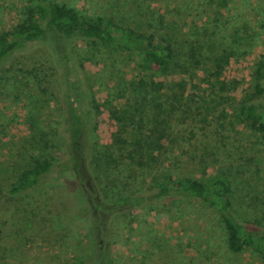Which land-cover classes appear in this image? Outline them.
Returning a JSON list of instances; mask_svg holds the SVG:
<instances>
[{"label": "trees", "instance_id": "trees-1", "mask_svg": "<svg viewBox=\"0 0 264 264\" xmlns=\"http://www.w3.org/2000/svg\"><path fill=\"white\" fill-rule=\"evenodd\" d=\"M19 16L15 26L0 32V96L13 105L21 103L29 138L0 163V231L9 221L15 226L14 221L22 219L27 223L21 232L26 243L39 238L64 249L66 234L59 228L69 224L72 232L85 235L88 250L57 264H118L111 246L112 226L119 219L130 224L136 210L192 201L216 218L225 255L247 253L264 264V228L255 209L242 208L229 172L222 167L215 172V164L199 169L200 160L190 158L182 168L187 173L179 178L165 165L167 156L176 151L172 143L178 131L170 125L174 111L188 98L190 105L182 113L194 117L197 103L178 92V84L177 92L167 96L172 83L149 87L141 79L145 74L165 73L186 76L191 82L193 72L187 71L191 68L207 70V82L222 74L236 52L247 54L238 43L240 37L227 43L226 26H216L212 33L183 32L184 23L166 22L148 9L134 29L79 14L53 0H22ZM201 41L205 57L198 45ZM72 43H80L85 53L75 52ZM182 44L188 45L186 52ZM114 53L125 58L123 67L133 73L129 79L124 68L116 66ZM28 58L29 64L21 70L13 69L15 60ZM201 58L203 66H199ZM88 65L101 66L92 75L102 73L119 89V104L103 106L115 130L106 146L94 139L101 112ZM249 76L236 106L230 107L232 119L264 142V57L254 63ZM217 90L225 91L226 83L220 82ZM211 117L206 112L203 123ZM229 118L227 111L219 113L216 130L226 132ZM188 133L192 135L193 129ZM190 169L203 177L188 174ZM63 210L64 215L58 213ZM0 251L4 260L9 251Z\"/></svg>", "mask_w": 264, "mask_h": 264}, {"label": "rangeland", "instance_id": "rangeland-1", "mask_svg": "<svg viewBox=\"0 0 264 264\" xmlns=\"http://www.w3.org/2000/svg\"><path fill=\"white\" fill-rule=\"evenodd\" d=\"M53 1L64 4L79 14L100 17L104 22L112 21L113 25L122 28L134 29L137 21L145 19L144 13L148 9L166 22L175 21L179 26L184 23L183 32L212 33L217 27L226 26L223 35L227 43L240 37L238 43L247 49V54L241 55L240 52H236L229 59L222 74L209 77L207 82L204 81L207 70L201 72L199 69L193 71L191 68L187 69L191 71L190 73L193 72L191 82L186 76L178 74L168 76L165 73L145 74L141 79L149 87L154 83H159L161 86L172 83L170 85L172 91L165 92L167 96L177 92L174 85L178 84L180 86L178 92L182 91L191 96L197 103L195 110L192 111L194 117H186L182 113L183 109L190 105L188 98L181 101L180 109L177 105L178 109L174 111L170 121L171 128L174 127L178 131L172 143L176 151L167 156L165 165L171 167L173 174L179 178L187 173H184L182 168L184 162H191L190 158H193V161L200 160L199 169L206 164L210 166L215 164L214 169L217 172L222 167L229 172L233 190L239 197L237 200L242 201V208L255 209L257 221L264 228V142L259 136L239 125L237 120H233L230 108L236 106L241 91L247 86L254 63L264 57V0ZM220 2L224 6L218 8ZM21 7L22 0H0V32L10 30L17 24ZM198 45L203 51L202 56L205 57L204 43L201 41ZM71 47L77 53H85L80 43H72ZM181 47L183 52L188 50L187 44H182ZM112 55L117 67L121 68L125 65L123 56L118 53ZM24 63L29 64V58L15 60L13 69L21 70ZM99 65H88L87 69L92 77L91 87L95 91L96 103L100 106L101 112L94 139L100 145L106 146L115 130L103 106L110 108L119 104L117 100L119 89L114 81L109 80L102 73L92 75L101 67ZM199 66H203L202 58ZM124 70L127 79L133 76L130 67ZM195 72L198 76L196 78H194ZM222 81L226 83V90L221 92L217 87ZM185 83L192 86L185 88ZM26 95L22 93L21 97L24 98ZM226 97L229 101L225 103ZM175 103L176 101L173 105ZM224 111L230 115L229 129L226 125V132H219L216 130L214 120ZM206 112L212 117L203 123L202 119ZM23 113L21 103L13 105L9 98L0 96V163L6 162L5 157L13 147L25 145L24 140L29 138L22 120ZM39 128L42 129V126ZM190 128L193 129L192 135L188 133ZM211 169L209 168L207 173H210ZM188 174H195L197 178L203 177L191 169ZM186 176L190 177L187 174ZM58 213L64 215V210ZM54 214L55 211L50 214L52 220L55 218ZM19 220L14 221L15 226L9 221L0 231V250L9 251L5 259L0 260V264H46L47 262L57 264L62 263L61 259L68 255L88 250L85 235L78 230L72 232V227L65 223L59 228V231L66 234L63 241L64 249L58 247L56 243L49 244L39 238H33L32 242L26 243L21 232L27 228V223L24 224L22 219ZM112 227L115 236L111 251L118 264H258L256 258L247 253L238 257L225 255L216 218L212 212L205 211L196 202L136 210L133 212L130 224H126V220L119 219ZM7 230L10 232L9 235L6 234Z\"/></svg>", "mask_w": 264, "mask_h": 264}]
</instances>
